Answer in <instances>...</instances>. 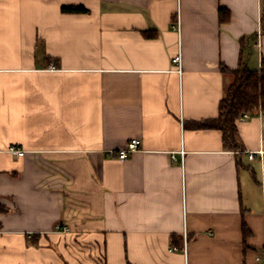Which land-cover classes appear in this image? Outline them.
<instances>
[{"label":"crops","instance_id":"1","mask_svg":"<svg viewBox=\"0 0 264 264\" xmlns=\"http://www.w3.org/2000/svg\"><path fill=\"white\" fill-rule=\"evenodd\" d=\"M262 10L0 0V264H264V111L237 122L238 148L190 125L219 116L221 64L261 70Z\"/></svg>","mask_w":264,"mask_h":264},{"label":"trees","instance_id":"2","mask_svg":"<svg viewBox=\"0 0 264 264\" xmlns=\"http://www.w3.org/2000/svg\"><path fill=\"white\" fill-rule=\"evenodd\" d=\"M64 12L86 13L88 10L83 6H64ZM229 10L220 8V22L229 20ZM261 31L264 41V0L261 16ZM243 48L245 40L241 39ZM264 48V43H263ZM222 73H232L234 81L229 86L222 98L219 107V116L213 119L192 122L190 125L195 129H219L223 133V141L226 147L238 148L237 119L243 113L253 114L260 108L264 111V56H262L261 70H251L242 65V68L231 70L221 64ZM5 208L0 205V211Z\"/></svg>","mask_w":264,"mask_h":264},{"label":"built area","instance_id":"3","mask_svg":"<svg viewBox=\"0 0 264 264\" xmlns=\"http://www.w3.org/2000/svg\"><path fill=\"white\" fill-rule=\"evenodd\" d=\"M176 27H177L178 30H180V22L179 21H178ZM256 36H257V41H258L257 42V45H258L259 49H262L263 48V34H262V31H261V27H260V29H258V32H257V35ZM173 61L178 64L179 69L181 71V63H182L181 55L176 56L173 59ZM250 117H251V114L250 113H243L237 119V122H243V121H245L246 119H248ZM140 147H141V140L140 139H137V138H134L131 141H129L124 148L119 149L118 151H111L110 153L112 155L117 154L118 157L121 160H127V159H129V157L133 153H135L136 151H138L140 149ZM9 152L12 153L15 156H18V157L24 156L26 154V151L23 150V149H21L18 146H11L9 148ZM255 155H256V153L251 152L250 155H249L250 159H254L255 158ZM58 231L59 232H62V233H68V232H70V227L67 224H65V223H60L58 225ZM186 243L187 242L185 240V245H184V251L185 252L187 251V244ZM175 249H178V248H175Z\"/></svg>","mask_w":264,"mask_h":264}]
</instances>
